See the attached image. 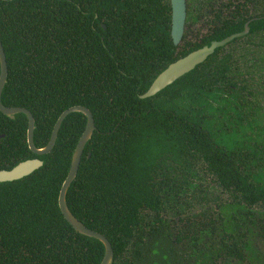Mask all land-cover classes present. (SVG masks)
<instances>
[{
    "label": "trees",
    "instance_id": "obj_1",
    "mask_svg": "<svg viewBox=\"0 0 264 264\" xmlns=\"http://www.w3.org/2000/svg\"><path fill=\"white\" fill-rule=\"evenodd\" d=\"M204 1L196 8L187 1L175 46L170 0H0L8 66L1 100L33 114L35 146L48 143L64 110L80 105L93 114L95 131L66 201L78 220L108 238L114 264H178L174 244L184 240L204 264L243 263L250 226L264 239V117L245 65L218 48L158 94L140 98L170 63L241 31L254 0L234 9L233 2ZM213 2L218 23L199 34L194 25ZM225 6L231 12L223 16ZM250 26L260 30L264 18ZM85 125L83 113L69 114L52 151L38 156L28 146L26 115L0 111V170L43 161L29 176L0 182V264L101 263L102 242L77 232L59 207ZM160 239L165 252L152 247Z\"/></svg>",
    "mask_w": 264,
    "mask_h": 264
},
{
    "label": "water",
    "instance_id": "obj_2",
    "mask_svg": "<svg viewBox=\"0 0 264 264\" xmlns=\"http://www.w3.org/2000/svg\"><path fill=\"white\" fill-rule=\"evenodd\" d=\"M172 6V23H171V37L175 46L181 44L183 35L186 28L187 17V2L186 0H170ZM248 28L242 33L232 34L222 40L212 41L209 45L202 46L196 50L191 51L187 55L177 59L170 63L163 71H161L150 84L149 88L140 95V98H149L167 86L174 83L179 78L188 74L196 68L199 64L203 63L210 55H212L216 48L224 46L235 37L244 35ZM8 77V66L6 60V54L0 41V111L10 118H15L16 114H25L28 120L27 127V142L30 150L38 155L42 156L48 154L54 148L56 143L58 131L61 127L63 120L73 112H81L86 117V125L83 133L81 134L75 150L72 155L70 168L68 174L61 186L59 193V207L64 215L65 219L72 225V227L82 235L95 238L102 242L104 245V256L100 264H114V251L111 242L103 234L96 232L88 228L83 222L78 220L70 211L66 195L67 191L77 176L81 157L87 142L92 138L95 131L94 117L90 109L76 105L64 110L57 118L54 127L51 132L48 143L43 147H36L34 144V130H35V118L33 114L24 107H8L2 103L1 96L3 88L6 84ZM3 135H0V138ZM43 165V161L39 158H30L19 162L11 169L0 170V182H11L20 180L26 176H29L34 171L38 170Z\"/></svg>",
    "mask_w": 264,
    "mask_h": 264
},
{
    "label": "rangeland",
    "instance_id": "obj_3",
    "mask_svg": "<svg viewBox=\"0 0 264 264\" xmlns=\"http://www.w3.org/2000/svg\"><path fill=\"white\" fill-rule=\"evenodd\" d=\"M191 6H194L193 3H191ZM195 29H199V34L203 33L206 29L204 26H202V22L198 21L194 25ZM258 41L257 38H252L250 44H247L245 41L242 42L241 44L239 43L237 46H241L243 51L246 49V52L244 51L245 55L248 58H254V56L258 57V53L260 52V56H264V48L259 49V52H255V48L257 46L255 43ZM262 41V46H264V38L261 39ZM254 76L256 79L260 82L257 83V90H258V95L257 97L259 106H260V113L262 114L261 116L264 117V64H258L256 67H254ZM221 197L225 200L227 198V195H221ZM211 205H214L213 203H210ZM199 208H197L198 210ZM262 211H264V207L261 208ZM257 210H260V208H257ZM188 229V225L186 226L185 230ZM250 229L252 230L251 233H247L248 237L245 238V241L248 242L249 248L244 250V256H245V261L243 263L238 262L236 259H231L226 263H221V264H264V239L260 236L259 234V229L258 227H253L250 226ZM243 231L246 232L245 228ZM202 248H205L209 242L207 241L206 238L200 241ZM156 250L159 252H165L167 243L163 240H157L154 242V246ZM163 248V249H160ZM174 249L178 251L180 257L178 259V264H204V260L199 256L198 258L195 257L193 251L194 249L191 247L190 241L189 240H184L180 244H174ZM152 253H150L151 255ZM150 259V257H149ZM151 259L159 260L157 256H152ZM222 262V260H220Z\"/></svg>",
    "mask_w": 264,
    "mask_h": 264
},
{
    "label": "flooded vegetation",
    "instance_id": "obj_4",
    "mask_svg": "<svg viewBox=\"0 0 264 264\" xmlns=\"http://www.w3.org/2000/svg\"><path fill=\"white\" fill-rule=\"evenodd\" d=\"M187 1L188 0H186V2ZM212 1H214V0H212ZM220 1L221 0H217V3L219 4ZM222 1L226 4V6H230L232 4V2H233L234 5H232V8L234 9L236 3H238L239 1L243 2L244 0H234V1L233 0H231V1L230 0H222ZM189 2H190V4L193 3L194 4L193 7L196 8V7H200V6L202 7L205 1L204 0H189ZM258 2H264V1L254 0L251 3L250 2L248 3V5H247V16H248V20L244 23L243 29L241 31L234 32L232 34L242 33V32H244L246 30V28H248L247 32L244 35H242V36L235 37L233 40H231L230 42H228L224 46H221V47H218V48H225L227 50H230V52L233 53L234 57L239 60V62L241 63V65L242 66L245 65V70H247V73L248 74H251L253 76V78H254L253 86H254V89L256 91V101H257L258 107L260 109L259 102H258V99L259 98L257 97V95H258L257 83L260 82V81H258L256 79V77L254 76V67H256L258 64H264V56H260L259 55L260 54V52H259L260 50L259 49L264 48V46H262V41H261V39L264 38V27H262L258 31L251 32V26H250L253 21H257V20H260V19L264 18V15H262V14H264V6H261ZM213 4L214 5H212V6L215 8V11H211V7L212 6L210 7V10L209 11H208V9H205V13H204L205 16L203 17V22L201 21L202 22V26H204V28L206 29L203 33H205L207 31L213 29L214 27H216V25L218 23V21H217L216 24H215L216 19H213V16H215V14H216L219 6L217 4L215 5L214 2H213ZM226 6H225V8L223 7V10H222V12H223L222 15L223 16H225L228 13L231 12V9L228 10ZM203 33H201V34H203ZM232 34H230V35H232ZM230 35H228V36H230ZM228 36H226V37H228ZM226 37H224V38H226ZM224 38H222V39H224ZM252 38H257L258 39V41L255 43V45L257 46V48H255V50H256L255 52H259V53H258V57L254 56V58H248L245 55V53H244V51L246 52V49H244V51H243L242 47L241 46L239 47L237 45L239 43L241 44L244 41L247 44H250ZM213 41H217V40H213ZM218 48H216V49H218Z\"/></svg>",
    "mask_w": 264,
    "mask_h": 264
}]
</instances>
